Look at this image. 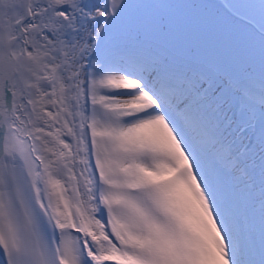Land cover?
Returning a JSON list of instances; mask_svg holds the SVG:
<instances>
[{"label":"snow or ice","instance_id":"snow-or-ice-1","mask_svg":"<svg viewBox=\"0 0 264 264\" xmlns=\"http://www.w3.org/2000/svg\"><path fill=\"white\" fill-rule=\"evenodd\" d=\"M0 264H264V0H0Z\"/></svg>","mask_w":264,"mask_h":264}]
</instances>
